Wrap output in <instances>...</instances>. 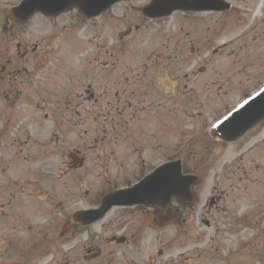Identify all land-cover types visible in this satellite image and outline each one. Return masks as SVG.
I'll return each instance as SVG.
<instances>
[{"label": "rangeland", "instance_id": "rangeland-1", "mask_svg": "<svg viewBox=\"0 0 264 264\" xmlns=\"http://www.w3.org/2000/svg\"><path fill=\"white\" fill-rule=\"evenodd\" d=\"M22 1L0 0V215L34 222L32 257L264 264V123L235 143L210 135L264 87V0L163 16L145 14L152 0H123L96 16L71 8L12 25ZM188 1L178 0L210 7ZM174 161L197 177L191 201L113 208L67 260L64 214ZM44 218L57 223L52 236L36 228Z\"/></svg>", "mask_w": 264, "mask_h": 264}, {"label": "water", "instance_id": "water-1", "mask_svg": "<svg viewBox=\"0 0 264 264\" xmlns=\"http://www.w3.org/2000/svg\"><path fill=\"white\" fill-rule=\"evenodd\" d=\"M117 1L120 0H27L22 3L17 11H10V14H14L12 17L13 22L18 23L22 21L25 11L57 14L76 4L82 12L96 15L101 11H105L108 6ZM206 1L210 7H205V9H195L193 7L172 4L169 9L163 11L160 15H170L173 11H220L229 8L228 4L220 0ZM188 2L194 3L191 0ZM152 12L148 13L145 11V14L154 16L155 14ZM262 122H264V88L241 104L221 123H218L212 129L211 136L214 139L219 138L226 142L236 141ZM195 181L194 177H184L181 175L179 161L169 163L157 169L135 187L106 196L102 200V207L99 210L87 212L86 215L91 216L92 221H97L113 206H134L137 204L151 206L160 204L165 206L174 196L190 200V187Z\"/></svg>", "mask_w": 264, "mask_h": 264}, {"label": "flooded vegetation", "instance_id": "flooded-vegetation-1", "mask_svg": "<svg viewBox=\"0 0 264 264\" xmlns=\"http://www.w3.org/2000/svg\"><path fill=\"white\" fill-rule=\"evenodd\" d=\"M100 204H101V200H100ZM8 205L10 208V204ZM63 209L65 210L64 207ZM93 209H95V207ZM88 210H92V209H88ZM74 215L75 214L74 213L72 214L71 211L64 214L63 216L64 230L61 233L62 235L58 234L59 238H57V241H60L63 238L67 240V251L65 252V255H67V260L72 255L73 252L87 248V244L83 245L84 241L87 240L84 237L85 232H83V229H87L93 226L101 227L102 225L101 223L105 219L103 218L100 221L89 223L90 218L74 216ZM50 221H51L50 219L44 218L43 220L44 225L42 227L40 226V223H36V228L42 230L39 232L40 234L52 236V231L57 226V223L55 222L52 227ZM33 223L34 222L32 221L30 223L27 221L25 222L21 213L18 217L15 218H13L10 215L7 216L5 213H2V215H0V226H1L0 227V264H40L41 262L43 263L44 257L40 259V256L36 255L37 253L35 254V256L32 257L33 251H36V248L38 246L37 245L35 247L34 244L35 235L38 233L30 235L31 231L35 230L33 228ZM20 233H28L27 237L30 235L29 239H27L26 241H22L23 237L22 238L17 237ZM91 233H92L91 240H93V242H95L96 240L106 241V237L105 238L100 237V235L96 231L94 232L91 231ZM11 237L15 238V242L13 241V239H11ZM42 237L46 239V236H42ZM112 241H116V239L112 238ZM121 241L122 243H126L125 239H121ZM46 250L48 252L49 247L46 248ZM98 257H100V253L94 255L93 258H98ZM48 263L56 264L54 257L51 260H48Z\"/></svg>", "mask_w": 264, "mask_h": 264}, {"label": "bare ground", "instance_id": "bare-ground-1", "mask_svg": "<svg viewBox=\"0 0 264 264\" xmlns=\"http://www.w3.org/2000/svg\"><path fill=\"white\" fill-rule=\"evenodd\" d=\"M12 23H14L13 20H12ZM207 224H208V223H207Z\"/></svg>", "mask_w": 264, "mask_h": 264}]
</instances>
